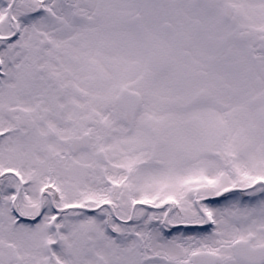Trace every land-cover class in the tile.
<instances>
[{
    "label": "snow or ice",
    "instance_id": "snow-or-ice-1",
    "mask_svg": "<svg viewBox=\"0 0 264 264\" xmlns=\"http://www.w3.org/2000/svg\"><path fill=\"white\" fill-rule=\"evenodd\" d=\"M0 264H264V0H0Z\"/></svg>",
    "mask_w": 264,
    "mask_h": 264
}]
</instances>
